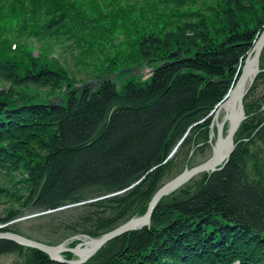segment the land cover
I'll list each match as a JSON object with an SVG mask.
<instances>
[{
    "label": "trees",
    "instance_id": "obj_1",
    "mask_svg": "<svg viewBox=\"0 0 264 264\" xmlns=\"http://www.w3.org/2000/svg\"><path fill=\"white\" fill-rule=\"evenodd\" d=\"M263 30L264 0H0V199L11 205L3 222L77 204L40 217L57 244L144 214L208 141L209 114ZM122 34L117 52L95 53ZM67 45L96 61L113 53L98 65L97 87H78L53 56ZM127 68L142 73H120ZM260 82L264 72L245 100L258 116L243 123L229 163L165 197L150 227L84 264H264V93L259 108L249 103ZM43 89L51 103L63 95L61 104L35 101ZM25 250L26 264H65L0 239V255Z\"/></svg>",
    "mask_w": 264,
    "mask_h": 264
},
{
    "label": "water",
    "instance_id": "obj_2",
    "mask_svg": "<svg viewBox=\"0 0 264 264\" xmlns=\"http://www.w3.org/2000/svg\"><path fill=\"white\" fill-rule=\"evenodd\" d=\"M263 51L264 30L255 41L253 49L245 59L241 74L237 79L235 85L230 89L229 93L226 96L229 101V108H227V119L229 123L226 136H219L213 147V154L209 160L191 169H185V171H183L181 174L166 182L152 198L145 215L132 218L131 220L123 223L122 225L118 226L110 232H107L99 238L89 237L87 239H83V242L75 248L67 247L65 245L66 242L60 245H49L47 243L30 239L26 236H22L13 232H1L0 239H8L22 245L37 248L47 253L51 257V259L59 262L80 264L91 258L108 241L112 240L113 238H116L121 234L149 226L151 224L153 213L164 196L175 191L177 188L191 180L199 173L209 171L214 172L216 170L222 169L223 166H225L229 162L230 157L235 150V136L242 123L247 118L246 110L244 107V98L248 92V89L253 85L256 77L261 71L260 65ZM94 83H96V80L94 81ZM86 243L90 244V248H86ZM63 252H73L78 256V259L66 260L62 257Z\"/></svg>",
    "mask_w": 264,
    "mask_h": 264
},
{
    "label": "rangeland",
    "instance_id": "obj_3",
    "mask_svg": "<svg viewBox=\"0 0 264 264\" xmlns=\"http://www.w3.org/2000/svg\"><path fill=\"white\" fill-rule=\"evenodd\" d=\"M124 40V35H120V36H115L113 40H110V42H104V44H106V48L102 49L100 51H95V53H102L105 50L108 51V49H110V51L112 52H117L118 51V47L120 46L121 42ZM36 42V41H35ZM37 46V47H36ZM38 46H40V44L36 43V45H34V55L35 56H39L40 53L38 51ZM67 48L61 47L58 49V52L53 54V56L56 58L58 55L59 56V60L57 57L58 62H64L68 65V68H70L72 76L71 78L74 79L75 81H77V83H79V85L89 82V81H93L95 79V75L96 72L98 71V65L101 63L106 62V59L108 56L112 55L111 54H107L106 56L100 58L99 60L96 61V58H94L93 54L89 55V53H86L85 55H78V52L75 50H72L71 47H69V45L66 46ZM79 62V63H78ZM85 62V63H84ZM85 65H82V64ZM264 66V62H261V67ZM264 70V68H262ZM264 72V71H263ZM234 79V78H233ZM255 84V83H254ZM254 86V85H253ZM81 87V86H78ZM253 92H256L255 95H253L250 99V104L251 105H255L259 108L260 103L258 101V97H262L263 93H264V83L260 82L258 86H256ZM35 88L32 87V90H34ZM41 94V98H44V93L46 92L44 89L39 91ZM250 92V91H249ZM257 92H258V96H257ZM260 113V112H259ZM256 118V116H258L257 112L252 113L251 115L249 114V117H254ZM249 118V119H250ZM258 118V117H257ZM206 119H208L207 117H205L204 119L198 121L197 123L203 122ZM196 123V124H197ZM218 136L213 137L211 136V131H210V135H209V139L207 142L205 143H200L197 144L193 150V153L191 155H189L188 158V163L189 166H195L198 165L200 163L205 162L212 154V145L211 143H215V140ZM212 140V142H211ZM263 150H264V146L262 145ZM187 164L183 166L184 170L186 168ZM178 173V172H177ZM11 207V205L9 204L8 201L5 200H1L0 199V227L2 231H12L9 228H12L13 231L19 230L21 232H23L24 234H31L33 232L34 236L38 237L40 240L46 241L51 243L50 241L52 240V235L54 234V231L52 230H46L45 227L43 226V223L40 219V217H42L43 215L38 214V213H33V214H26V215H21V216H16V217H12L11 220L5 221V218H7L8 213L6 212L7 210H9ZM3 223V224H2ZM12 231V232H13ZM70 242L68 243V245H72V243L74 241L69 240ZM65 253L64 256H66ZM30 256V252L25 250L22 253H13V254H8V255H3L0 256V264H26V259H28V257Z\"/></svg>",
    "mask_w": 264,
    "mask_h": 264
},
{
    "label": "bare ground",
    "instance_id": "obj_4",
    "mask_svg": "<svg viewBox=\"0 0 264 264\" xmlns=\"http://www.w3.org/2000/svg\"><path fill=\"white\" fill-rule=\"evenodd\" d=\"M229 108V101L226 98L219 106L214 109V122L212 125L213 137L222 136L225 137V128L228 125L229 121L227 119V112ZM87 244V243H86ZM86 248H90V244H87Z\"/></svg>",
    "mask_w": 264,
    "mask_h": 264
}]
</instances>
